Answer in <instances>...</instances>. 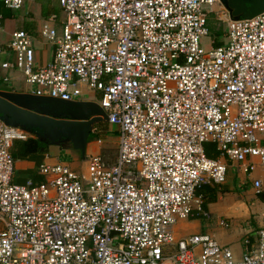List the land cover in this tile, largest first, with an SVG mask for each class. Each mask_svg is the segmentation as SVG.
<instances>
[{
  "label": "built area",
  "instance_id": "built-area-1",
  "mask_svg": "<svg viewBox=\"0 0 264 264\" xmlns=\"http://www.w3.org/2000/svg\"><path fill=\"white\" fill-rule=\"evenodd\" d=\"M58 1L61 31L55 14L41 28L53 59L36 63L34 35L18 29L3 66L36 95L97 93L120 125L118 154L88 155L86 172L44 163L43 181L18 184L12 149L31 132L0 117V264H264V224L240 259L209 233H175L204 212L198 189L225 183L230 163L246 173L260 165L253 185L264 195V11L235 18L222 0ZM211 14L226 41L205 48ZM209 141L220 156L207 155Z\"/></svg>",
  "mask_w": 264,
  "mask_h": 264
},
{
  "label": "crops",
  "instance_id": "crops-1",
  "mask_svg": "<svg viewBox=\"0 0 264 264\" xmlns=\"http://www.w3.org/2000/svg\"><path fill=\"white\" fill-rule=\"evenodd\" d=\"M28 4L25 12L18 15L12 13V9L2 5L4 12L0 13L3 15V29L0 31L1 89L29 92L35 88L34 85L26 81L19 70L3 66L5 62H14L15 60V52L9 47L13 31L24 29L34 35L36 63L47 64L53 59L55 53L54 46L41 36V28L44 22L55 14L56 18L52 24L61 31L65 13L59 1L29 0ZM215 38V44L217 39L222 44L226 41V38L219 39L218 36ZM4 77H9V80L4 81ZM89 95L98 96L95 92H90ZM108 131L109 133L113 132L112 128ZM32 135L34 134L30 136ZM103 141L104 139L100 137L98 140L88 142L85 158L82 152L75 149L70 141L58 143L48 141L49 145L45 150L32 153L24 158H16L13 181L18 184H25L29 180L41 182L45 179L40 171L41 165L44 163L53 164L57 161H65L75 170L86 172L88 155L101 153ZM261 176H263V172L260 165L256 171L246 173L238 163H230L227 181L222 185L211 184L218 189L212 195L215 198L207 203L204 212L195 209L194 214L189 219L178 222L175 226L176 236L181 238L198 232L209 233L220 244L230 247L237 259L242 258L246 252V239L249 238L251 242H255L257 230L264 224V195L257 194L253 185L254 179ZM222 220L228 221L230 225L223 226Z\"/></svg>",
  "mask_w": 264,
  "mask_h": 264
},
{
  "label": "water",
  "instance_id": "water-1",
  "mask_svg": "<svg viewBox=\"0 0 264 264\" xmlns=\"http://www.w3.org/2000/svg\"><path fill=\"white\" fill-rule=\"evenodd\" d=\"M222 1L235 18L252 17L264 11V0ZM0 117L15 127L38 129V135L50 143L70 141L84 158L95 124L107 121V113L97 101H70L1 88Z\"/></svg>",
  "mask_w": 264,
  "mask_h": 264
},
{
  "label": "trees",
  "instance_id": "trees-1",
  "mask_svg": "<svg viewBox=\"0 0 264 264\" xmlns=\"http://www.w3.org/2000/svg\"><path fill=\"white\" fill-rule=\"evenodd\" d=\"M4 12V8L2 5H0V13ZM209 25L210 29L216 34V37L222 33V27L218 25V22L214 19V15L211 14L209 17ZM222 44L221 41L216 40V45ZM102 124V123H100ZM96 126L97 129H99V125ZM102 128V127H101ZM106 133L108 132V129L104 130ZM31 134H34L32 136H29V138L22 140L18 139L15 141L12 153L15 158H24L26 156H29L32 153H37L40 151H43L46 149V147L49 145V142L47 139H44L38 135L39 130L38 129H32L30 130ZM100 138L99 132H92L89 142L92 140H98ZM206 153L209 157L216 158L220 156L221 152L217 147V144L209 141L205 144ZM217 187L213 186L211 184H203L197 191L198 194H201L204 196V204L203 209H206L207 203L211 200H213L215 197L212 196L214 193H216Z\"/></svg>",
  "mask_w": 264,
  "mask_h": 264
},
{
  "label": "rangeland",
  "instance_id": "rangeland-1",
  "mask_svg": "<svg viewBox=\"0 0 264 264\" xmlns=\"http://www.w3.org/2000/svg\"><path fill=\"white\" fill-rule=\"evenodd\" d=\"M36 1H40V0H36ZM28 2L29 0H26L25 2V6L19 10H11L12 13L18 15V14H21V13H24L25 12V9L28 8ZM224 32H225V25L222 26V33L219 35V39H225V36H224ZM215 33L213 31L210 32V34H208L206 37L203 38L202 40V45L203 47H208L209 44H210V40L211 39H216L215 38ZM36 87V86H35ZM32 90V89H31ZM86 99H89V100H93V101H97L99 100V97H92L91 95H86L85 96ZM102 123V124H100ZM100 124L98 127L99 129H95L94 131L95 132H99L100 133V137L104 139L103 141V145H102V150H101V154L102 156L104 157V159H106L108 162L110 163H113L117 157V154H118V148H119V129H120V125L119 124H109L106 120H102V121H99L95 124V127ZM102 127V128H101ZM113 130V132H110L109 131L106 133L104 130L105 129H111ZM23 129V128H22ZM116 131V132H115ZM109 133V135H107ZM118 135V137H117ZM69 160V159H68Z\"/></svg>",
  "mask_w": 264,
  "mask_h": 264
}]
</instances>
